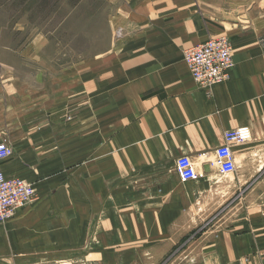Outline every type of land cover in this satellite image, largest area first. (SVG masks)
I'll return each instance as SVG.
<instances>
[{
    "label": "crops",
    "instance_id": "obj_1",
    "mask_svg": "<svg viewBox=\"0 0 264 264\" xmlns=\"http://www.w3.org/2000/svg\"><path fill=\"white\" fill-rule=\"evenodd\" d=\"M113 19L111 47L37 104L0 76L2 171L34 190L0 224V264H264V0H128ZM214 35L233 67L202 88L182 54ZM234 129L248 141L220 177Z\"/></svg>",
    "mask_w": 264,
    "mask_h": 264
},
{
    "label": "rangeland",
    "instance_id": "obj_2",
    "mask_svg": "<svg viewBox=\"0 0 264 264\" xmlns=\"http://www.w3.org/2000/svg\"><path fill=\"white\" fill-rule=\"evenodd\" d=\"M127 1L0 0V76L37 104L61 72L111 47L119 33L113 17Z\"/></svg>",
    "mask_w": 264,
    "mask_h": 264
},
{
    "label": "built area",
    "instance_id": "obj_3",
    "mask_svg": "<svg viewBox=\"0 0 264 264\" xmlns=\"http://www.w3.org/2000/svg\"><path fill=\"white\" fill-rule=\"evenodd\" d=\"M259 46L264 52V34L259 39ZM185 63L194 83L202 88L225 82L228 72L233 67L232 49L228 38L214 35L203 43L183 51ZM225 145L215 151L216 166L219 174L233 172L231 145H239L248 141V137L239 129L224 133ZM12 149L6 141L0 142V224L11 220L15 214L30 204L34 198L32 185L27 182L7 178L2 165L12 157ZM177 170L181 182L197 181L200 175L194 170L187 158L177 162Z\"/></svg>",
    "mask_w": 264,
    "mask_h": 264
}]
</instances>
